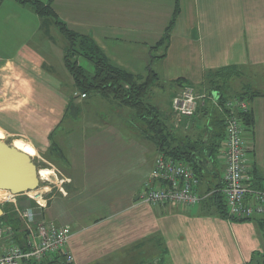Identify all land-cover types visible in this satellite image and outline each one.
I'll use <instances>...</instances> for the list:
<instances>
[{"label": "crops", "instance_id": "obj_1", "mask_svg": "<svg viewBox=\"0 0 264 264\" xmlns=\"http://www.w3.org/2000/svg\"><path fill=\"white\" fill-rule=\"evenodd\" d=\"M77 4L84 5L81 14L62 9ZM52 8L70 30L92 37L114 66L146 78L159 63L156 73L164 85L158 87L170 98L161 111L170 116L172 130L192 141L203 140L205 148L221 146L218 153L200 156L203 170L197 192L203 196L223 188L225 171L224 102L210 94L208 78L238 68L240 74L226 78L224 92L226 100L241 95L249 104L252 125L244 129L247 177L254 188H264V92L246 89L245 83L239 87L242 92L232 86L249 76L248 71L264 75V0H181L168 50L153 51L172 20L175 0H54ZM87 9L97 13L87 16ZM45 35L49 37L47 30ZM48 42L50 49L56 48L50 37ZM60 48L48 52L25 46L15 59L1 62L0 134L25 142L35 155L57 151L62 158L60 169L64 168L69 191L47 200L43 218L71 228L68 251L73 264H256L261 260L264 218L228 221L215 200L208 199L211 196L189 213L141 200L142 187L160 156L147 138L144 121L112 98L97 93L77 98L81 91L61 62L66 47ZM57 59L55 68L49 61ZM183 88L209 98L199 102L192 118L179 120L172 102ZM91 94L114 127L103 125L97 113L87 111L84 100ZM123 118L133 124L123 125ZM106 149L117 152L105 154ZM64 261L63 256H55L40 264Z\"/></svg>", "mask_w": 264, "mask_h": 264}, {"label": "built area", "instance_id": "obj_2", "mask_svg": "<svg viewBox=\"0 0 264 264\" xmlns=\"http://www.w3.org/2000/svg\"><path fill=\"white\" fill-rule=\"evenodd\" d=\"M75 96L79 98L80 95ZM214 96L220 101L218 94ZM80 97L86 98L84 94ZM208 98V95H196L193 90L184 89L173 99V112L179 120L192 118L199 102ZM223 110L226 138L222 192L228 216L236 221L264 218V188H254L247 177L243 117L250 113L249 104L245 99L236 98L228 100ZM198 187V176L190 166L160 155L142 187L140 198L156 208L173 206L180 212L189 213L214 193L200 195ZM23 196L28 194L15 196L8 193L0 200V206H10L8 215L14 216L20 225V231H17L13 225L0 220V264H40L55 256H63L66 264H73L74 258L68 251L71 228L43 218L47 209L43 195L35 198L37 208L21 204L19 199Z\"/></svg>", "mask_w": 264, "mask_h": 264}, {"label": "trees", "instance_id": "obj_3", "mask_svg": "<svg viewBox=\"0 0 264 264\" xmlns=\"http://www.w3.org/2000/svg\"><path fill=\"white\" fill-rule=\"evenodd\" d=\"M5 1L6 0H0V6ZM14 1L20 5H31L36 15L43 20L42 22L45 28L50 25L51 20L55 22L60 34L67 41L63 59L65 68L72 76L75 87L81 91L82 94L87 97L90 93H97L105 99L112 98L121 105L132 109L137 118L144 121L147 128L145 133L148 140L155 146L156 151L164 157L190 166L200 179L203 170L200 156H203L207 152L211 154L213 152L218 153L221 146L219 144L211 145L212 148H205V142L203 140L192 141L187 134H177L172 130L170 116H167L161 109L148 100L152 87L159 82L157 73L151 70L148 76L144 78L142 76H135L127 70L114 66L92 37L76 33L68 28L67 24L58 17L52 8L54 0H49L48 4L31 0ZM180 13L181 0H175V11L172 20L166 29L164 37L152 48V51L161 48L168 50L172 32ZM49 18L51 20H48ZM163 58L164 56L153 57V60ZM81 61L89 62L92 67L88 69L82 66L80 63ZM240 73L239 69L235 68L222 72L218 78L216 74L213 78L209 76L208 83H210V94H218L221 97V102H224L221 103L223 106L228 101L226 100L224 92L227 86L226 78ZM179 84L181 85V82H179ZM184 89L187 88H183V90ZM240 96L239 99H244ZM256 96L257 95L254 97ZM243 122L246 127L252 125V116L250 113L243 117ZM223 124L225 126V118ZM214 190L215 192L211 195V199H208L215 200L221 217L237 223H245L253 220H230L222 188L219 187V189ZM2 208L5 214L1 216L0 219L5 220L9 224L11 223L17 231H20L18 221L14 216H9L7 214V208ZM260 257L261 260L258 259L257 262L255 261L256 264H264V255Z\"/></svg>", "mask_w": 264, "mask_h": 264}, {"label": "rangeland", "instance_id": "obj_4", "mask_svg": "<svg viewBox=\"0 0 264 264\" xmlns=\"http://www.w3.org/2000/svg\"><path fill=\"white\" fill-rule=\"evenodd\" d=\"M31 1H40L44 4H48L49 2V0H31ZM61 3L65 4L64 1H62ZM82 6L84 5H81V4H77V6L64 5L62 9L65 8L66 10H72L73 8L74 11L81 14L80 8ZM77 7L79 9H77ZM57 8L60 9V7H57ZM94 13H97V11L87 9L85 15L91 16V15H94ZM48 20H51V19L49 18ZM42 21L43 20L38 15H36L31 5H20L14 0H6L0 6V65H1V62L3 63L4 61L15 59L19 51L23 50L25 46H30L31 48L39 47L42 50L48 51V52H50V50L54 52L57 50L60 51L61 50L60 47L63 46V50H64V47L67 46V41L60 34L57 26L55 25V22H52L53 20H51L50 25L46 27L45 29L44 27H42V23H43ZM87 23H90V22L87 21ZM45 30L48 31L49 37L55 43V47H56L55 49L54 48L50 49L52 45L50 44V42H48L49 37L45 35ZM83 31L84 30H79L80 33H84ZM61 62H63V60H61ZM49 63L53 67L57 68L58 59L56 61L54 60L53 62L49 61ZM80 63L82 66L86 68H91V64L89 62L81 61ZM159 68H160V65L159 63L156 62L153 65L152 69L154 70L155 73L156 72L159 73ZM246 73L249 76H245L243 79L241 78L242 80H238V81L236 80L232 84L233 90L236 92H242V90L239 91V87H241V85L245 83L246 89L254 88V90L256 91L264 92V75L262 77L253 76L256 74L253 71L251 72L248 71ZM158 85H164V81L162 78H161V81L157 82V84L152 87L148 100L149 102H151L152 104L158 106L161 110H163V108L168 107L167 105H168V102L170 101V98L168 99L169 92H165L166 90L160 86L158 87ZM79 95L81 96V92L79 93ZM94 95L95 94H91L87 100H84L85 105L89 107V108H86L87 111L93 112V114L97 113L99 116L98 117L99 122L102 121L103 125L110 124V127H114L111 121L108 120L107 117L101 112L100 106H97L94 103L93 101ZM80 96H79V99L81 100L82 98ZM121 121L123 125H126V126L133 124L132 121L129 120L128 118L127 119L123 118ZM117 125L118 124H116V128H117ZM122 132H123V135H125V129H122ZM16 140L18 139L6 137V136L3 137L0 134V141L8 145L12 146ZM109 152H117V150L106 149L104 153L108 154ZM59 156L60 155L58 154V152L55 151L54 153H48L46 156H43L42 154H40V155H33L31 157L34 163L36 164L38 170L50 169L54 172L55 176H54V180L48 184L46 182H41L40 180V188L37 190L38 195L36 197L35 196L21 197L19 199V202L21 204L30 205V207L37 208V203L35 202V198H40V196L43 195L44 200H48L53 195H55V198H58L59 194L66 195L64 192L68 193L69 190L68 188H66L67 185L64 186V184H67V181L65 180L66 173L64 172V170H62L64 168L60 169V166L63 167L64 162L62 158H60ZM111 165H113L112 158H111ZM141 184L142 182L140 183V187H141ZM7 209L8 211L11 210L10 206ZM4 222L8 223L5 220ZM132 263H137V260H135Z\"/></svg>", "mask_w": 264, "mask_h": 264}, {"label": "water", "instance_id": "obj_5", "mask_svg": "<svg viewBox=\"0 0 264 264\" xmlns=\"http://www.w3.org/2000/svg\"><path fill=\"white\" fill-rule=\"evenodd\" d=\"M39 174L30 156L0 141V190L15 196L35 192L40 188Z\"/></svg>", "mask_w": 264, "mask_h": 264}, {"label": "bare ground", "instance_id": "obj_6", "mask_svg": "<svg viewBox=\"0 0 264 264\" xmlns=\"http://www.w3.org/2000/svg\"><path fill=\"white\" fill-rule=\"evenodd\" d=\"M12 146L15 147L18 151L23 152V153L27 154L30 157L35 155V152L31 148V146H29L28 144H26L23 141L17 140V141H15L13 143ZM39 172H40L39 177H40L41 182H46L48 184V183H51L54 180V176L55 175H54V172L52 170H50V169H41V170H39ZM6 196H8V192L4 191V190H0V200L2 198L6 197ZM28 196H35L36 197L37 193H36V191L35 192H31V193H28ZM42 201H40V202H42Z\"/></svg>", "mask_w": 264, "mask_h": 264}]
</instances>
